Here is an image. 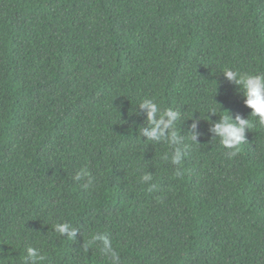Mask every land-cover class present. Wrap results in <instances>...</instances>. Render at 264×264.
<instances>
[{
    "label": "trees",
    "instance_id": "obj_1",
    "mask_svg": "<svg viewBox=\"0 0 264 264\" xmlns=\"http://www.w3.org/2000/svg\"><path fill=\"white\" fill-rule=\"evenodd\" d=\"M225 68L264 74V0H0V264H114L100 234L121 264H264V126Z\"/></svg>",
    "mask_w": 264,
    "mask_h": 264
},
{
    "label": "clouds",
    "instance_id": "obj_2",
    "mask_svg": "<svg viewBox=\"0 0 264 264\" xmlns=\"http://www.w3.org/2000/svg\"><path fill=\"white\" fill-rule=\"evenodd\" d=\"M224 75L229 80L239 86L245 96V104L252 109L251 116L257 117L259 124L264 126V74H249L225 68ZM140 108L147 113L148 121L151 125L148 129H143V135L150 140L160 139L170 132V141L173 144L179 142L175 129V122L178 119L177 112L171 108L160 113V108L154 99L145 98L140 103ZM221 116L220 122L214 125L213 131L219 137L221 144L228 150L230 156H236L241 151V146L246 142V130L251 127L250 121L237 116L235 121L231 118L228 112ZM159 114V116H158ZM196 137L193 136L192 140ZM184 159V152L180 148H176L172 157V163L180 165ZM182 168H178L175 176L183 175ZM77 181L86 179L88 183H92V177L86 168H82L77 172L75 177ZM150 177L145 176L144 180ZM156 187V185H153ZM55 231L61 235L67 234L68 239L72 240L76 235V229L70 223H58L55 225ZM94 241H100L103 244V251L106 256L114 262L121 264L120 254L113 247L112 240L107 234L95 235ZM28 256L31 258L32 264L37 261H43L45 257L40 256L35 249H28Z\"/></svg>",
    "mask_w": 264,
    "mask_h": 264
}]
</instances>
